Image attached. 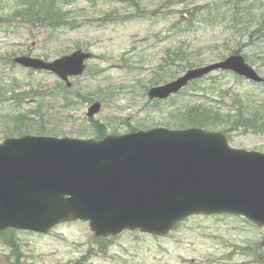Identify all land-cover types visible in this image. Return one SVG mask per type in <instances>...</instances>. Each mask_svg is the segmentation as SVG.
<instances>
[{
	"label": "rangeland",
	"instance_id": "374dc122",
	"mask_svg": "<svg viewBox=\"0 0 264 264\" xmlns=\"http://www.w3.org/2000/svg\"><path fill=\"white\" fill-rule=\"evenodd\" d=\"M137 1L69 0L67 23L50 28L17 14L25 0H0V142L25 134L88 139L200 127L224 133L234 148L264 153V82L217 70L167 99L148 97L152 86L232 54L264 78V0ZM76 49L92 57L67 94L54 73L12 63L22 55L53 60ZM16 81L18 92L39 95L40 115L35 99L17 103L4 92ZM95 101L101 109L89 118ZM196 104L219 112L211 127L186 120ZM263 238V227L220 213L190 216L163 236L135 229L96 237L88 222L70 221L45 234L0 232V264H264Z\"/></svg>",
	"mask_w": 264,
	"mask_h": 264
},
{
	"label": "water",
	"instance_id": "95a60500",
	"mask_svg": "<svg viewBox=\"0 0 264 264\" xmlns=\"http://www.w3.org/2000/svg\"><path fill=\"white\" fill-rule=\"evenodd\" d=\"M91 54L75 50L53 61L14 62L50 71L71 85ZM254 83L263 78L240 54L193 68L153 86L165 99L215 70ZM101 104L88 110L93 116ZM218 131L156 127L102 139L25 135L0 143V230L47 232L57 223L89 221L97 236L140 229L167 234L192 214H234L264 226V153L231 147ZM264 244V239H263Z\"/></svg>",
	"mask_w": 264,
	"mask_h": 264
},
{
	"label": "trees",
	"instance_id": "16d2710c",
	"mask_svg": "<svg viewBox=\"0 0 264 264\" xmlns=\"http://www.w3.org/2000/svg\"><path fill=\"white\" fill-rule=\"evenodd\" d=\"M134 5H138L137 0H130ZM69 0H25L24 8L22 10H18L17 14L22 17L25 21H30L32 23H41L44 26L55 28L62 26L63 24L67 23L69 12L64 8V5L67 4ZM238 51H236L237 53ZM175 56L177 54H174ZM8 86V87H7ZM19 86V83L16 81V83L12 84H5L4 92L7 94L8 92H11V95L9 96L10 99H13L17 103H21L23 99L27 98H33L35 99V107L36 109L33 110L35 114L40 115L39 110H42V107L44 106L39 100H38V94H36V91L29 89L27 91H19L17 88ZM60 92L63 94L69 93V89L65 87L62 83L59 84ZM66 101V107H69V105L72 103L71 98L65 97ZM243 113L241 111L240 119H243ZM258 111H255L251 117H254V115H257ZM28 115L25 113H19L17 115V118H27ZM220 117L219 112L214 110L212 107H207L206 105L202 104H196L193 107L190 108L187 112H185V118H187V121H191V123L202 126V125H208L212 126L216 119ZM245 121L251 122L252 119H249L246 116ZM103 134V133H101Z\"/></svg>",
	"mask_w": 264,
	"mask_h": 264
}]
</instances>
